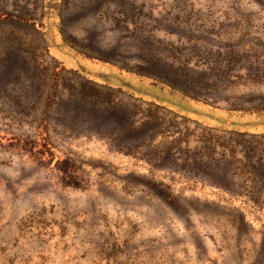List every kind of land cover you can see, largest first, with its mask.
<instances>
[{
	"label": "rangeland",
	"instance_id": "374dc122",
	"mask_svg": "<svg viewBox=\"0 0 264 264\" xmlns=\"http://www.w3.org/2000/svg\"><path fill=\"white\" fill-rule=\"evenodd\" d=\"M0 11V264H264V0Z\"/></svg>",
	"mask_w": 264,
	"mask_h": 264
},
{
	"label": "trees",
	"instance_id": "16d2710c",
	"mask_svg": "<svg viewBox=\"0 0 264 264\" xmlns=\"http://www.w3.org/2000/svg\"><path fill=\"white\" fill-rule=\"evenodd\" d=\"M1 19H13V20H16V21H22V22H24V21H28V20H25L24 18H22V17H19V16H16V15H14V14H11V13H8V12H2V11H0V20ZM86 55H84V57H85ZM87 60H90V59H88V58H91V57H85ZM93 59H95L94 57H92ZM91 58V59H92ZM108 66H113V67H115L116 65H114V64H112V63H110V62H105ZM82 67H84V71L85 70H89V69H87V67L86 66H83V65H81ZM122 71L124 72L125 70L124 69H122ZM127 71V70H126ZM97 75H102V73H98ZM106 74L104 73V76H105ZM153 81H154V84L153 85H157V84H160L161 82H159V81H157L155 78H153L152 79ZM103 81L107 84V85H113V84H110L108 81H107V79L105 80V79H103ZM117 81V80H116ZM163 83V82H162ZM157 100V99H156Z\"/></svg>",
	"mask_w": 264,
	"mask_h": 264
}]
</instances>
